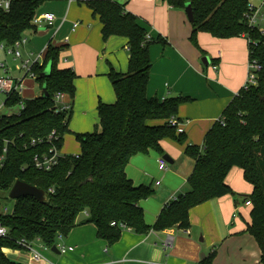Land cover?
Listing matches in <instances>:
<instances>
[{"label": "trees", "instance_id": "16d2710c", "mask_svg": "<svg viewBox=\"0 0 264 264\" xmlns=\"http://www.w3.org/2000/svg\"><path fill=\"white\" fill-rule=\"evenodd\" d=\"M48 1L57 0H11L8 11L0 8V40L11 45L28 29L35 31L32 20ZM168 2L184 9L187 3L191 4V41L196 46L199 32L217 38L247 33L259 41L256 45L249 42V48L264 62V35L252 30L245 20L250 0ZM87 4L99 15L105 39L112 35L128 38L129 69L125 73L111 70L109 77L116 101L99 103V127L91 133L76 134L81 152L61 155L59 164L50 171L38 169L34 156L47 152L52 145L62 148L71 113L55 111L54 97L58 92L73 97L76 91L73 68L59 67L61 47L50 43L43 65L34 66L36 81L42 88L46 85L48 97L24 99L23 109L0 115V196L10 193L18 180L44 189L47 194L45 202L25 196L14 200L8 213L0 212V222L9 231L7 238H0V264H23L3 251L5 247L22 249L17 243L21 238L39 239L52 247L58 237L67 235L81 223L78 217L83 213L86 218L82 223H95L98 236L110 244L120 238L122 224L139 233L149 232L151 226L145 221L141 201L151 197L154 190L150 185H136L127 174V165L136 154L151 150L163 153L161 141L165 137L186 141L185 132L178 133L167 122L178 114L179 105L186 99L176 96L159 100L147 94L152 66L149 47L153 41L147 40L146 29L138 17L116 0H91ZM48 62L50 74L42 75ZM19 102L20 96L15 94L7 100V106ZM222 117L225 125L219 121ZM222 117L206 133L202 146L186 147L185 153L195 159L188 178L190 189L165 205L153 228L187 229L191 208L215 197L236 196L226 178L238 166L253 186L250 195H243L252 205L247 232L256 239L261 250L259 262L264 264V70L258 73V84L242 88ZM53 130L58 137L49 141L47 137ZM216 254L214 248L201 264H212Z\"/></svg>", "mask_w": 264, "mask_h": 264}, {"label": "crops", "instance_id": "0c3cea01", "mask_svg": "<svg viewBox=\"0 0 264 264\" xmlns=\"http://www.w3.org/2000/svg\"><path fill=\"white\" fill-rule=\"evenodd\" d=\"M116 1L138 17L146 29V38L150 36L149 41H153L149 47L152 66L148 96L159 100L176 96L186 99L179 105L177 114L182 121H188L184 126L186 144L175 147L171 140H162L163 153L149 156L148 159L143 153L136 154L126 168L136 185H150L155 189L151 197L141 201L145 221L151 230L139 233L134 229H123L120 238L110 244L107 239L98 236L95 223H82L86 218L83 213L78 217L81 223L58 240L66 247H74L73 250L53 251L54 254L45 255L44 244H37L36 248L45 257L39 262L33 261L30 251L25 249L5 247L4 253L23 264H201V260L209 256L214 248L218 251V246L240 235L246 256L244 264H260L259 245L247 232L252 205L246 204L245 199L241 203L231 194L212 198L191 208L188 234L176 226L165 230L153 228L165 205L190 189L188 178L193 172L195 159L183 151L188 145H203L206 133L244 87L250 58L248 40L243 36L217 38L211 33L199 32V46H196L191 41L192 21L184 8L173 7L168 0ZM253 2L258 5L262 0ZM45 12L56 15L54 25L27 36L29 42L23 53L26 56L45 51L46 54L51 43L62 48L59 67L73 68L75 71L76 91L71 97L69 132L59 153L77 155L81 152V144L76 134L94 132L100 125L99 103L116 101L109 74L111 70L121 73L128 71V38L112 35L105 39L100 17L87 3L48 1L39 8L38 14ZM74 23L79 24L74 27ZM66 37H69L68 41ZM204 57H207V64L203 62ZM7 59L4 60L6 63ZM42 95L41 87L38 96ZM159 155L170 162L167 163V170H163L167 172L163 182L154 181V177L150 179L149 174L152 166L156 170L158 165V170L162 171L159 168ZM243 175V169L234 166L226 182L243 195L252 193L253 186L244 182ZM170 238L171 243L166 246ZM212 264L223 262L216 256Z\"/></svg>", "mask_w": 264, "mask_h": 264}, {"label": "built area", "instance_id": "2783aa9c", "mask_svg": "<svg viewBox=\"0 0 264 264\" xmlns=\"http://www.w3.org/2000/svg\"><path fill=\"white\" fill-rule=\"evenodd\" d=\"M69 2H79V3H87L91 0H68ZM10 0H0V8L8 11L10 8ZM57 17L52 12H45L42 14H36L32 20V25L36 28L35 31L41 29L43 27L54 25ZM246 24L252 29L257 30L262 36L264 35V0L258 5L250 3L249 12L245 14ZM79 23H74V27H76ZM242 36L245 37L248 42H251L253 45H256L259 42L256 39L250 37L247 33H242ZM69 37H66V41H68ZM150 39V36L147 37V40ZM29 40L27 36H23L13 44L9 45L5 41L0 40V50L4 51L7 56H12L14 60L20 61L17 65V69L22 72L19 76H13L10 74L12 71L11 68L6 64V62H0V69L4 72L3 75H0V96H3L4 99L0 102V109L7 106V100L10 99L12 95L18 94L20 96V102L18 104L19 111L24 108V98L23 92L25 90V79L30 77L33 79L37 78V74L34 71V66L39 64L43 65L45 59V51L40 52L36 55H24L23 49L28 44ZM250 49V48H249ZM216 69L217 66L214 65ZM264 70V62L260 61L252 51L250 50V58L248 63V76L246 83L243 88L249 89L251 86H255L258 84V73ZM55 111H66L70 113L72 110V102L71 96L65 92H58L54 97ZM223 125H225V118H221L219 120ZM167 122L170 126L175 127L178 133L185 132V123L188 121H182L177 115L171 116L167 119ZM58 134L56 130H53L47 137V140L52 141L57 138ZM41 139H39L40 141ZM44 140V139H43ZM35 142V140H34ZM60 150L56 145H52L49 150L43 154H36L34 156V164L35 166L44 171H50L55 166L59 164L60 161ZM159 168L161 170H167V162L160 158L159 160ZM52 190V189H51ZM246 204H251L248 200ZM10 209L5 207L4 212L8 213ZM123 229H132L131 227L122 224ZM184 231L188 234L189 230L184 229ZM9 234L8 228L5 227L0 222V238H7ZM62 236L58 237L56 245L61 252H66L68 250H73L74 247H66L65 245L58 243V240L61 239ZM17 243L27 251L31 253V259L35 262H39L45 259L44 255L36 248V245L43 244V242L39 239H35L34 241H28L25 238H21L17 241ZM171 243V238L166 241L165 245L169 246Z\"/></svg>", "mask_w": 264, "mask_h": 264}, {"label": "rangeland", "instance_id": "374dc122", "mask_svg": "<svg viewBox=\"0 0 264 264\" xmlns=\"http://www.w3.org/2000/svg\"><path fill=\"white\" fill-rule=\"evenodd\" d=\"M253 1L254 0H250V3H254ZM33 32L34 31L32 29H28L25 32V35L30 37V35ZM6 59H7V63L6 64L12 70L10 72V74H12L13 76L20 75L22 72H20L17 69V65L19 64L20 61L14 60L12 58V56L6 57L5 52L0 50V62H6V61H4ZM50 65H51V62H48V64L46 65V68L50 67ZM3 74H4V72L0 69V75H3ZM32 79L33 78H30V77L26 78L25 87L27 89H26L25 93L23 94L24 98L31 97L33 95L38 96V95L41 94V87H40L39 83L36 80L30 81ZM2 99H4V97L0 96V102H1ZM18 111H19V106L18 105H14V106H11V107H6L5 106L2 109H0V115L12 114V113H15V112H18ZM186 138H187V136H186ZM166 139L171 140L172 141L171 144H173L175 147L183 146V145L186 144L185 143L186 141L181 142V141H179V140H177L175 138H171V137H165L163 140H166ZM184 152L185 151H183V153ZM155 154H158V152H156L155 150H151L148 153H144V155H145L144 157H145V159H148L149 156H155ZM157 157H160V155L157 156ZM160 158H163L168 164H170V162H168L163 156H161ZM160 158H159V160H160ZM159 160H158V162H159ZM149 174L151 175L150 179L154 177V181L160 180L161 182H163L165 177H166V175H167V172H164L163 170L159 171L158 170V165H157V169L156 170H155L154 166H152L151 172ZM243 179H244L245 183L250 184L245 179L244 175H243ZM154 192H155V189H154ZM234 192H235L236 196H234V195L233 196L237 197V199L240 200V202L242 203V201H244L243 194L240 193L239 191H236V190H234ZM9 194L10 193L3 194V195H7L6 197H4L3 195L0 196V212H4L5 207H8L9 209H12V207L14 205V199L10 198ZM250 194L251 193L244 194V195H250ZM233 237H235V238L232 239V240H227L224 244H221L220 246H218V251H217L216 256L219 257V260L221 262H223V264H244V262L246 260V256L244 254V244H243L244 242L242 241V238H240V235L233 236ZM251 237H253V236H251ZM253 239H255V238H253ZM257 247H259V246H257ZM42 248H43V251H44L45 255L54 254V252L52 251L51 247H49L47 245H44V246H42ZM216 256H215V258H216Z\"/></svg>", "mask_w": 264, "mask_h": 264}, {"label": "water", "instance_id": "95a60500", "mask_svg": "<svg viewBox=\"0 0 264 264\" xmlns=\"http://www.w3.org/2000/svg\"><path fill=\"white\" fill-rule=\"evenodd\" d=\"M185 10L188 14V17L191 21H193V11H192V6L190 3H187L185 6ZM207 57H204L203 62L205 64H207ZM51 71V65L50 67L46 68L45 71L42 73V75H48L50 74ZM43 96L44 97H48L49 92L47 90L46 85L43 86ZM166 158H168V156H165ZM10 198L17 200L21 197H25V196H32L35 197L38 201L40 202H45L47 201V194L45 192L44 189H41L37 186L31 185L25 181L22 180H18L12 187L10 194H9ZM52 251L59 253V249L57 247L56 244H54L51 247Z\"/></svg>", "mask_w": 264, "mask_h": 264}]
</instances>
